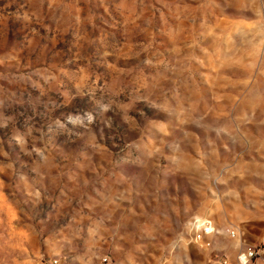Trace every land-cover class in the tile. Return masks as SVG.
Here are the masks:
<instances>
[{
	"label": "rangeland",
	"instance_id": "374dc122",
	"mask_svg": "<svg viewBox=\"0 0 264 264\" xmlns=\"http://www.w3.org/2000/svg\"><path fill=\"white\" fill-rule=\"evenodd\" d=\"M261 245L264 0H0V264Z\"/></svg>",
	"mask_w": 264,
	"mask_h": 264
},
{
	"label": "built area",
	"instance_id": "2783aa9c",
	"mask_svg": "<svg viewBox=\"0 0 264 264\" xmlns=\"http://www.w3.org/2000/svg\"><path fill=\"white\" fill-rule=\"evenodd\" d=\"M211 230L212 224L210 219L203 218L200 222L199 230L195 233V237L201 240L202 243L208 244L209 240L205 238V235L211 232ZM229 232L233 233L234 229L230 228ZM263 256L264 245H261L239 250L232 258L225 253H215L204 264H260L257 260Z\"/></svg>",
	"mask_w": 264,
	"mask_h": 264
}]
</instances>
